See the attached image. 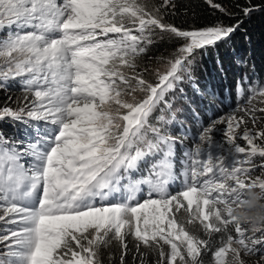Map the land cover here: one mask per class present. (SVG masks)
I'll use <instances>...</instances> for the list:
<instances>
[{
	"label": "snow or ice",
	"instance_id": "snow-or-ice-1",
	"mask_svg": "<svg viewBox=\"0 0 264 264\" xmlns=\"http://www.w3.org/2000/svg\"><path fill=\"white\" fill-rule=\"evenodd\" d=\"M206 2L236 22L167 24L174 0H0V89L18 83L23 93L15 107L0 105V122L24 130L0 132V264H103L101 249L113 242L125 264L128 236L138 264H149V256L151 264H204L209 253L213 264H264V227L250 229L233 216L249 190L264 199V178H252L264 170V128L247 127L264 120V107L256 106L264 104V86L248 88L243 102L195 134L175 137L150 123L158 110L157 122H172L163 113L172 111L170 96L188 99L181 84L202 100L215 96L193 75L197 54L264 11L251 0L236 5L242 16ZM157 32L178 45L159 58L162 71L138 63ZM182 210L200 234L178 220Z\"/></svg>",
	"mask_w": 264,
	"mask_h": 264
},
{
	"label": "trees",
	"instance_id": "trees-1",
	"mask_svg": "<svg viewBox=\"0 0 264 264\" xmlns=\"http://www.w3.org/2000/svg\"><path fill=\"white\" fill-rule=\"evenodd\" d=\"M216 2L225 7L228 12H237L241 16L243 13L236 5L246 6V0H216ZM160 3L161 0H152L150 4L159 5ZM174 3L175 8L167 10L174 14L166 15L164 22L179 28H200L217 21H223L224 24L236 22L218 10H213L206 0H174ZM251 3L253 5L264 4V0H251ZM176 47L178 45L170 39L168 34H163L162 40L154 44L148 53L152 54L153 59H157L158 52H168L171 49L175 51ZM193 75L199 80L202 88L206 86L215 93V96L205 93V98L202 100L199 96H193L188 85L185 84L182 87L187 92L188 99L180 96L182 105L178 114L175 115L178 117L175 125L180 126L182 130H174L173 125L165 127L167 132L175 137L182 136L187 129H191L190 134H195L201 123L207 125L210 117L215 119L223 116L238 102H241L240 97L236 95V87L242 77L246 91L249 86L264 81V11L253 12L251 17L246 19L241 28L230 38L220 42L217 47L207 49L202 54V60ZM20 95L18 85L11 83L6 89H0V105H4L6 102L12 103L15 98L21 99ZM9 97H11V101L8 100ZM170 98L171 101H174V96ZM209 101L212 102L211 105H209ZM259 123L263 124L261 121ZM20 127L23 128L22 126L14 128L7 122H0V132L8 137L22 136L24 130ZM159 127L162 126L159 125ZM186 143L187 147L193 146L192 141ZM259 162L257 159L256 163ZM127 243L128 254L125 257V264H138L136 242L127 241ZM140 251L146 252L147 249L141 246ZM120 252V246L116 242L101 249L100 255L103 264H120ZM148 260L151 264L153 257L149 256ZM203 261L204 264H213L212 254H206Z\"/></svg>",
	"mask_w": 264,
	"mask_h": 264
},
{
	"label": "rangeland",
	"instance_id": "rangeland-1",
	"mask_svg": "<svg viewBox=\"0 0 264 264\" xmlns=\"http://www.w3.org/2000/svg\"><path fill=\"white\" fill-rule=\"evenodd\" d=\"M149 4L152 2V0H148ZM151 5V4H150ZM162 38H161V34L159 32L156 33V42L155 44H157L159 41H161ZM174 52L173 49L169 50L168 52H158L157 53V59H153L152 58V54L151 53H147L146 56H143L141 57L139 60H138V63L141 67H145L147 66L149 69H156V68H160L161 71L163 70V62L162 60H160L159 58H163V59H168L170 58V55ZM202 60V54H197L196 58H195V61H194V66H193V72L195 71V69H197V65L200 64ZM146 78L147 79H150V80H154V76L151 74V72H149L147 75H146ZM16 85H18L19 87V90H20V93H21V99H23V93L21 91V85H19L18 83H16ZM185 84H181L180 87L182 88ZM254 86V85H253ZM255 86H264V81L263 82H259L258 84H256ZM251 86H249L250 88ZM248 95V92L245 90V97H240L241 99V102H243V100L246 98V96ZM172 97V96H170ZM169 97V100L170 102L173 104V108H172V111L171 112H165L163 113V115H165V118L168 119V120H171L172 122L169 123V124H161V123H158L157 120H156V117L161 115L162 113L158 110L152 117L150 123L154 124L155 126L159 127L162 126V127H166V126H172L173 125V129L176 130V131H181L182 129H180V126H177L175 125L176 123V120L178 117H175L176 114H178L179 112V109L182 105V102H181V97L180 95L177 93L175 96H174V101H171V98ZM18 99L15 98L12 102H15L17 101ZM12 106L15 107L16 104L15 103H12ZM257 107H264V104H260V103H257L256 104ZM262 115L261 113H257V116H260ZM262 122L263 124L260 125L259 122ZM225 125H219L218 128L223 130L225 129ZM247 127L249 129H254L256 131H259L260 129L264 128V120H259L257 121V123L255 125H253V123L251 122V120L248 121L247 123ZM21 128V127H20ZM23 130V128H21ZM243 130H244V126L241 125L240 128H238L236 131L237 133L242 137V134H243ZM214 138L216 140H221L222 139V131H217L214 133ZM238 142H240L242 144V146H245L246 145V142H244L242 139L239 140ZM222 150H214L215 154H220ZM182 155V152L180 150L177 151V155H176V168H175V171H176V174L177 176L179 177L183 171L182 167H181V163H180V157ZM28 158H25L24 160H22V163H26ZM26 166H27V163H26ZM144 168H146V171H144L142 174H147V166H144ZM252 174H256V175H252V178H255V176L257 175H261L262 178H264V170H258V171H254ZM134 178H139V175H134ZM179 184V180L177 181V185ZM177 190L176 188V185L173 186L172 189H170V191H175ZM182 190V189H181ZM257 192V191H256ZM147 194V189L145 187V195ZM247 200V198L245 199V201ZM189 216L186 212H184L183 210L178 214V220L180 222H183L186 224V227L188 228V230L190 232H193V233H196V234H200L201 233V227L199 225L198 222H196L195 224L193 223H189ZM127 241H135L134 238L132 236H128L127 237ZM136 242V241H135Z\"/></svg>",
	"mask_w": 264,
	"mask_h": 264
},
{
	"label": "clouds",
	"instance_id": "clouds-1",
	"mask_svg": "<svg viewBox=\"0 0 264 264\" xmlns=\"http://www.w3.org/2000/svg\"><path fill=\"white\" fill-rule=\"evenodd\" d=\"M237 223L247 224L250 229H259L264 227V199L261 194L249 190L247 200L239 209L233 213Z\"/></svg>",
	"mask_w": 264,
	"mask_h": 264
}]
</instances>
